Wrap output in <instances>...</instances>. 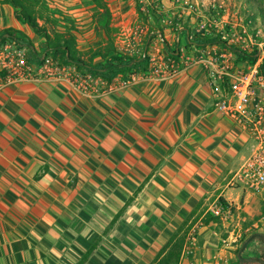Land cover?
Masks as SVG:
<instances>
[{
    "label": "crops",
    "instance_id": "crops-1",
    "mask_svg": "<svg viewBox=\"0 0 264 264\" xmlns=\"http://www.w3.org/2000/svg\"><path fill=\"white\" fill-rule=\"evenodd\" d=\"M8 27L40 50L0 0V31ZM188 53L170 78L109 81L73 64L50 77L0 71V264H159L180 238L170 264L237 261L230 225L249 222L261 201L238 174L256 142L216 107L223 69L208 73ZM218 202L230 221L205 223ZM263 254L258 236L243 250Z\"/></svg>",
    "mask_w": 264,
    "mask_h": 264
},
{
    "label": "rangeland",
    "instance_id": "rangeland-1",
    "mask_svg": "<svg viewBox=\"0 0 264 264\" xmlns=\"http://www.w3.org/2000/svg\"><path fill=\"white\" fill-rule=\"evenodd\" d=\"M100 1L108 6L109 17L96 0H36L32 8L40 24L51 34V41L69 40L72 51L86 62L101 65L115 59L119 53L128 57L147 53L148 68L137 73L170 78L178 70L176 55L188 53L187 46L193 44L200 53L191 51L188 54L203 60L208 73L216 67L223 69L214 75L217 82L213 85L220 87L217 91L219 98L229 93L234 84L240 85L242 78L248 77L255 90L251 111H259L264 105V75L259 71L264 56V0ZM8 29L9 37L5 33ZM31 30L43 55L48 41ZM2 34L6 37L0 42V62L5 60L1 53L7 44L18 45L28 56L30 47L25 45L26 39L17 29L8 27L0 31ZM216 45L227 49V53L219 51ZM212 57L214 63L210 62ZM54 61L59 62L58 59ZM80 71L86 72L84 69ZM252 116L255 119L257 113ZM260 197L257 206L251 207L254 217L249 222L231 223L230 226L236 227L231 236L232 244L240 247L251 234L264 228V199L262 195ZM231 214V208L227 206L224 213L215 216L229 222ZM220 226L224 229L222 223Z\"/></svg>",
    "mask_w": 264,
    "mask_h": 264
},
{
    "label": "built area",
    "instance_id": "built-area-1",
    "mask_svg": "<svg viewBox=\"0 0 264 264\" xmlns=\"http://www.w3.org/2000/svg\"><path fill=\"white\" fill-rule=\"evenodd\" d=\"M2 40H0L1 42ZM4 53L1 57L5 60L0 62V71L6 72L5 78L12 80L14 78H24L33 72H39L44 77H50L56 71L61 72L65 65L54 61L50 57H44L42 63H30L28 57L23 53L18 45H5ZM211 63L215 62L212 57ZM138 73H132L124 78V82L134 79ZM263 79V77H261ZM250 79L242 78L240 85L234 84L233 89L219 98L216 107L219 111L228 113L239 120H243L250 128V133L256 142V148L248 156L244 166L240 169L239 179L245 180L255 192H259L264 199V105L259 111H251V100L255 95V90L251 88ZM80 85V84H79ZM83 86V85H82ZM91 84L86 83L84 87H90ZM220 87H216V92ZM218 93V92H217ZM252 113V114H251ZM257 113V117L252 119V115ZM227 206L223 203H213L210 211L215 215L225 212Z\"/></svg>",
    "mask_w": 264,
    "mask_h": 264
},
{
    "label": "trees",
    "instance_id": "trees-1",
    "mask_svg": "<svg viewBox=\"0 0 264 264\" xmlns=\"http://www.w3.org/2000/svg\"><path fill=\"white\" fill-rule=\"evenodd\" d=\"M36 0H2L3 3L10 4L15 9L16 17L22 21L23 23L28 24L39 36L43 37L46 45L44 46V54H40L39 50L35 47V44L32 42L30 37L27 34L19 32L22 37L25 39V45L30 47V51L28 54V59L31 62L40 64L42 63L44 56H52L54 59H58L61 64L65 65H75L79 70H86L90 74L94 76H101L106 80H112L113 78L127 77L132 73H137L139 71H145L149 65V56L145 53L144 56L140 57H128L124 54H118L115 59H111L104 64L97 65L91 62H86L81 57L77 56L72 51V44L69 40L61 41H51V34L47 30V28L40 24L38 16L34 13L32 5ZM100 5L106 9L107 16H110V10L105 3H102L100 0H96ZM9 36H11L9 29L5 31ZM5 34L0 35V40L5 39ZM23 45V43H20ZM42 45V42H41ZM148 50V49H146ZM111 52V50H108ZM173 55H176L175 51H172ZM96 55H102L101 53H97ZM259 71L264 75V56L263 60L260 63ZM216 216H207L204 220L205 223H210L211 221L216 220ZM255 234V233H253ZM251 234V235H253ZM262 240H264V233H258L257 235ZM255 236V237H257ZM254 237V238H255ZM253 238V239H254ZM184 239L180 238L171 247V250L167 253V255L161 259L159 264H170L173 260L177 261L180 258L182 247H183ZM242 245L238 248V259L236 262H232L230 264H250L256 262H264V254L260 257L248 258L243 255V250H241Z\"/></svg>",
    "mask_w": 264,
    "mask_h": 264
},
{
    "label": "water",
    "instance_id": "water-1",
    "mask_svg": "<svg viewBox=\"0 0 264 264\" xmlns=\"http://www.w3.org/2000/svg\"><path fill=\"white\" fill-rule=\"evenodd\" d=\"M257 235H258V233H255V234L251 235V236H250V237H249V238L243 243L241 250H244V249L246 248V246L248 245V243L251 242V241L253 240V238H254L255 236H257Z\"/></svg>",
    "mask_w": 264,
    "mask_h": 264
}]
</instances>
